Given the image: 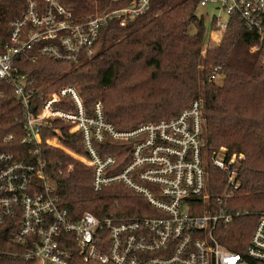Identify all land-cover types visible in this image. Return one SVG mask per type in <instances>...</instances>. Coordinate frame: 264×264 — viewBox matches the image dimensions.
<instances>
[{
  "label": "built area",
  "instance_id": "obj_1",
  "mask_svg": "<svg viewBox=\"0 0 264 264\" xmlns=\"http://www.w3.org/2000/svg\"><path fill=\"white\" fill-rule=\"evenodd\" d=\"M150 1L134 0L123 8L76 19L58 0H30L22 16L9 23V41L0 53V81L12 86L20 108L21 143L26 153L0 152V225H18L10 241L21 245L23 251H0V261L264 264V212L227 214L208 204L211 168L225 176L226 189H230L226 198L238 188L234 172L237 157H229L225 148L210 152L205 147L201 100L193 101L174 118L117 130L105 121L100 103L85 108L75 87L55 91L49 85L37 87L15 67L16 58L25 54H30L32 61L39 56L74 65L88 60L102 27L110 22L125 27L149 11ZM192 1L196 10L218 5V18L207 30L210 42L215 43V38L220 42L236 21L257 36V44L249 52L264 56V0ZM220 15L227 22H221ZM218 70H213L208 82H217ZM60 126L71 139L80 141L82 156L62 145ZM45 132H52V137L43 139ZM108 139L113 152L101 157L99 145ZM43 145L91 168L93 191L121 186L140 197L147 211L137 217L102 219L84 213L73 220L60 206L57 185L41 155ZM70 169L68 166L67 171ZM238 222L246 229L234 243H225L227 228Z\"/></svg>",
  "mask_w": 264,
  "mask_h": 264
},
{
  "label": "trees",
  "instance_id": "obj_2",
  "mask_svg": "<svg viewBox=\"0 0 264 264\" xmlns=\"http://www.w3.org/2000/svg\"><path fill=\"white\" fill-rule=\"evenodd\" d=\"M28 1L0 0V53L9 41V23L22 16ZM58 1L76 19H83L123 8L134 0ZM206 32L207 24L196 16L194 1L151 0L149 11L125 27L115 22L102 27L94 54L88 60L74 65L39 56L32 61L30 54H25L16 58L15 67L33 79L37 87L49 85L52 91L75 87L85 108L90 110L100 103L105 121L117 130L174 118L190 103L201 100L205 147L210 152L225 148L229 157H237L234 172L238 188L228 198L225 195L230 189H226L225 176L210 169L209 206L227 214L263 213L264 56L249 52L257 44V36L243 30L236 21L218 43L207 44ZM215 68L219 69L221 84L208 82ZM20 115L12 86L0 81V152L16 156L26 153L21 143ZM60 128L62 145L82 156L80 141H74L66 128ZM9 136L11 139L4 142ZM42 137L51 138L52 132ZM49 143L60 147L55 140ZM109 146V139L99 145L101 157L113 152ZM40 151L57 185L60 206L73 220L84 213L102 219L111 215L137 217L147 211L140 197L121 186L93 191L92 169L62 151L45 145ZM17 227L0 225V251H23L21 245L10 241ZM239 230L241 222L228 227L223 241L234 243ZM0 264L35 262L3 258ZM74 264L85 263L78 260Z\"/></svg>",
  "mask_w": 264,
  "mask_h": 264
},
{
  "label": "rangeland",
  "instance_id": "obj_3",
  "mask_svg": "<svg viewBox=\"0 0 264 264\" xmlns=\"http://www.w3.org/2000/svg\"><path fill=\"white\" fill-rule=\"evenodd\" d=\"M218 5H213V4H209L207 8H198L196 10V16L199 18L201 16H203V19L205 21V23L207 24L208 28L207 30L209 29V25L213 22L214 18H218ZM208 15V17L206 18L204 15ZM220 21L221 22H227V19L224 15H220ZM215 37V36H214ZM217 40L215 38V43H217ZM206 42L207 44L210 43V31L207 32V35H206ZM215 83H218V84H221L222 83V78H218L217 79V82ZM56 149V148H55ZM64 153V152H63ZM65 154V153H64ZM66 155V154H65ZM68 156V155H67ZM73 159V158H72ZM75 160V159H74ZM77 161V160H75ZM79 162V161H78ZM68 169V168H67ZM242 222V221H241ZM246 229V226H243L241 224V230H239V232H241L242 230Z\"/></svg>",
  "mask_w": 264,
  "mask_h": 264
}]
</instances>
